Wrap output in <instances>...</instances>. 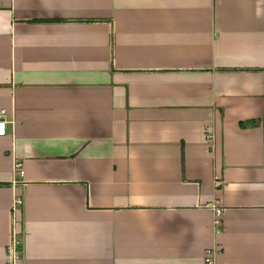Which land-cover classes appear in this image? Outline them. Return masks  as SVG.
Returning a JSON list of instances; mask_svg holds the SVG:
<instances>
[{
    "label": "crops",
    "instance_id": "crops-1",
    "mask_svg": "<svg viewBox=\"0 0 264 264\" xmlns=\"http://www.w3.org/2000/svg\"><path fill=\"white\" fill-rule=\"evenodd\" d=\"M0 111V264H264V0H0Z\"/></svg>",
    "mask_w": 264,
    "mask_h": 264
},
{
    "label": "built area",
    "instance_id": "built-area-1",
    "mask_svg": "<svg viewBox=\"0 0 264 264\" xmlns=\"http://www.w3.org/2000/svg\"><path fill=\"white\" fill-rule=\"evenodd\" d=\"M6 124L7 122L4 119V112L0 111V137L6 134ZM206 139H209V136L206 135ZM15 172L19 177L23 176V170L20 164L15 165ZM21 201L17 200L16 204H20ZM215 225L219 228L221 226V214L220 211L216 212ZM214 252L207 251L206 252V262L210 263ZM23 255L21 244L12 236L10 243L7 246L6 250V258L4 264H23Z\"/></svg>",
    "mask_w": 264,
    "mask_h": 264
}]
</instances>
